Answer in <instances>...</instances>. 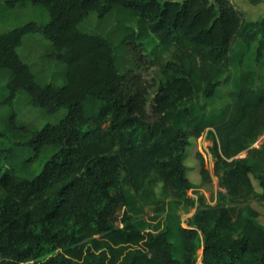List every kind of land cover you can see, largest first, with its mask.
<instances>
[{
  "label": "trees",
  "instance_id": "trees-1",
  "mask_svg": "<svg viewBox=\"0 0 264 264\" xmlns=\"http://www.w3.org/2000/svg\"><path fill=\"white\" fill-rule=\"evenodd\" d=\"M18 3L41 4L48 20L0 32V264H264V228L233 205L197 208L187 226L172 202L161 228L129 213L152 180L162 197L193 206L183 156L202 122L213 127V169L230 200L253 191L251 173L264 200V142L252 146L264 132V15L248 19L231 0H8ZM27 33L47 38L62 84L38 82L20 57ZM252 45L256 68L239 74L235 117L216 124L206 112L185 128L195 98H210ZM144 57L164 75L152 94ZM17 91L56 120L26 127ZM21 131L22 141L8 139Z\"/></svg>",
  "mask_w": 264,
  "mask_h": 264
},
{
  "label": "rangeland",
  "instance_id": "rangeland-1",
  "mask_svg": "<svg viewBox=\"0 0 264 264\" xmlns=\"http://www.w3.org/2000/svg\"><path fill=\"white\" fill-rule=\"evenodd\" d=\"M231 1L235 3L239 10L243 11L245 17L248 19H257L264 15V1L256 5L248 3L247 0ZM30 20L38 24H44L48 20V13L41 4L18 3L10 7L8 0H0V32ZM253 48V45L248 49L245 48L242 63H238L237 57L232 58L230 67L225 74V76L229 74L228 80L224 81L223 79L210 98L205 99L202 96L195 98L192 115H186L182 118V124L185 128L200 121L201 115L206 114V112L208 114L212 113L211 116H213L214 123L216 124L230 122L235 117L238 111L235 94L239 88V74L244 70L256 68ZM17 52L23 60L28 62L38 82H53L59 85L64 82V65L49 57L50 45L47 38L41 33L25 34L21 44L17 47ZM140 66L142 79L146 85H150V94H152L154 80L157 77L163 79L164 75H160V68L156 61L144 57ZM259 72L263 74L264 69H259ZM252 79L256 85L260 84L261 80L257 77V74ZM3 83L1 82V84ZM14 100L13 109L16 112L18 111L16 119L28 128L38 129L46 122H54L56 120L54 116L45 113L41 109L32 107L24 91H17ZM4 105L1 113L9 112L10 108L6 104ZM201 105L202 107H199ZM146 110L148 113L152 112L149 104H147ZM202 123L205 124L203 132L198 137L191 136L190 134L191 137L189 138V143L186 146L183 156V163L186 169L185 175L191 183V186L187 189V195L194 199L193 206L185 209L183 203L176 204L174 197H162V182L160 180H156L155 182L152 180L154 184L151 188H147L148 191L143 192L141 196L137 194L134 196L136 199V203L133 205L134 210H129V213L133 219L148 221L150 225L154 224L156 226L158 224L159 228H161L166 224V219L169 218L168 212L175 209V218H178L182 225L187 226V219L191 217L197 208L227 204L235 207L236 213L241 214L242 221H245L244 219L246 217L252 216L254 223L264 228V200L260 198L261 187L257 176L252 173L250 174L253 191L246 190L235 201H231L226 190L219 185V178L213 169L214 157L209 151V145L211 143L209 132L213 130V127L209 123ZM21 134L17 137L9 135L8 139L22 141L24 139V133L21 131ZM262 142H264V132L256 139L252 146H257ZM31 152L32 150L26 149L23 154L30 155ZM246 154L247 151L244 150L239 156H245ZM38 159L41 160V164L44 162L45 157H39ZM201 161H203L204 167L207 169V175L205 177L200 172ZM132 194L134 195V193ZM200 195L204 197L203 205L200 202ZM169 202L174 204V206L171 205L173 209ZM200 255L201 251L199 250L197 260H199Z\"/></svg>",
  "mask_w": 264,
  "mask_h": 264
}]
</instances>
